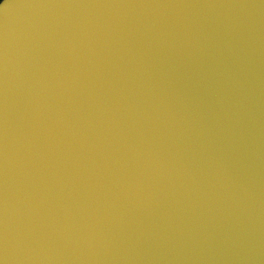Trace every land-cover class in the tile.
I'll return each instance as SVG.
<instances>
[{
    "label": "water",
    "instance_id": "obj_1",
    "mask_svg": "<svg viewBox=\"0 0 264 264\" xmlns=\"http://www.w3.org/2000/svg\"><path fill=\"white\" fill-rule=\"evenodd\" d=\"M0 264H264V0H2Z\"/></svg>",
    "mask_w": 264,
    "mask_h": 264
},
{
    "label": "snow or ice",
    "instance_id": "obj_2",
    "mask_svg": "<svg viewBox=\"0 0 264 264\" xmlns=\"http://www.w3.org/2000/svg\"><path fill=\"white\" fill-rule=\"evenodd\" d=\"M187 55H188V56H191V55H192V53L189 51V52L187 53Z\"/></svg>",
    "mask_w": 264,
    "mask_h": 264
},
{
    "label": "trees",
    "instance_id": "obj_3",
    "mask_svg": "<svg viewBox=\"0 0 264 264\" xmlns=\"http://www.w3.org/2000/svg\"><path fill=\"white\" fill-rule=\"evenodd\" d=\"M2 0H0V2H1Z\"/></svg>",
    "mask_w": 264,
    "mask_h": 264
}]
</instances>
